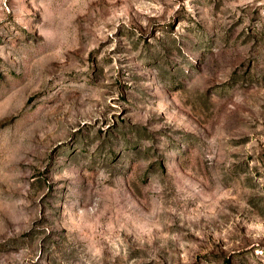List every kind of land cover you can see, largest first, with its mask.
I'll use <instances>...</instances> for the list:
<instances>
[{
    "label": "rangeland",
    "instance_id": "obj_1",
    "mask_svg": "<svg viewBox=\"0 0 264 264\" xmlns=\"http://www.w3.org/2000/svg\"><path fill=\"white\" fill-rule=\"evenodd\" d=\"M0 264H264V0H0Z\"/></svg>",
    "mask_w": 264,
    "mask_h": 264
}]
</instances>
